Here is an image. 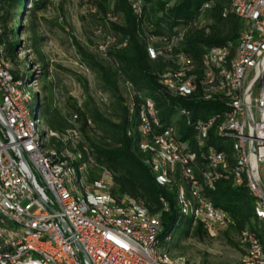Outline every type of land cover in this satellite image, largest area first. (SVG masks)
<instances>
[{"label":"trees","instance_id":"trees-1","mask_svg":"<svg viewBox=\"0 0 264 264\" xmlns=\"http://www.w3.org/2000/svg\"><path fill=\"white\" fill-rule=\"evenodd\" d=\"M87 1L101 16V24L108 33L106 35L113 41L102 53L105 63H99L92 56L82 54L86 63L85 70L89 69L100 82L105 99L101 100L104 109L101 111L89 102L82 107L71 104L69 113L64 115L52 103L54 94L51 88L47 100H41L37 92L33 94L37 97L34 112L43 116L48 131L62 134L75 130L79 133L80 141L75 150L82 152L84 177L86 176L88 185L96 182L100 175H108L112 179L110 196L117 200L126 198L134 201L150 215L159 217L162 228L160 246H170L168 241L174 227L183 222H187L189 227L184 238L191 230V235L201 241L208 234L199 224L193 226L189 218L180 214L176 202L178 186H159L147 163L150 156L139 150V145L144 141V137L137 134L136 130L139 125V111L147 101L151 102L157 112L158 121V126L150 123L151 134L160 133L173 125L177 127L181 141L192 143V132L186 124L185 113L190 112L192 122L202 120L217 111L219 104H201L191 97L171 98L160 85V79L168 69L174 70L178 67L173 57L180 52L188 58L192 66L191 73L199 80L205 52L212 48H228L230 57L233 56L244 24L230 12L232 0ZM47 4V0H0V13L8 20L15 21L9 42L3 38L4 34H0V45L7 62H14L17 38L20 35L17 31L22 17L26 19L29 15L44 10ZM134 4L138 5L136 13ZM24 13L30 14L23 15ZM34 29L35 24L31 21L29 30ZM169 40L172 41V46L175 44L170 57L163 54L151 59L148 49L165 53V41ZM37 46L38 43L34 40L32 47L39 55ZM12 74L23 85L33 78L31 73L19 76L16 70ZM46 76L47 73L44 72L43 79ZM130 131L132 133L128 136ZM209 145H215L213 138ZM226 156L227 178L218 181L214 191L208 192L207 197L213 207L222 212L223 217H228L226 229L237 234L239 241L242 232L247 231L264 242V229L254 213L255 200L245 185L233 186L234 159L228 149ZM198 158L193 166L202 168L205 161ZM241 246L244 256L245 246Z\"/></svg>","mask_w":264,"mask_h":264},{"label":"bare ground","instance_id":"bare-ground-1","mask_svg":"<svg viewBox=\"0 0 264 264\" xmlns=\"http://www.w3.org/2000/svg\"><path fill=\"white\" fill-rule=\"evenodd\" d=\"M230 12L241 20V16H244L246 12L245 0H232ZM165 42V53L148 49L151 59L163 54L170 57L174 49L171 45L172 41ZM241 50V37L231 57L228 48L207 50L202 57L203 70L199 80L191 73L190 62L180 64L179 61H175L178 65L176 69H168L161 77L160 85L171 98L189 99L191 97L204 103H217L220 107L206 118L194 122L191 121L190 112L185 113L186 124L190 126L192 132V143L181 141L177 127L173 125L160 133L153 134L155 138H164L167 135V141L171 146L186 147L188 156H182L181 162H175L174 170L173 159L169 157L168 150L160 141L148 137V133H151L150 123L158 124L157 112L153 104L147 101L139 111V125L136 130L137 134L144 137L139 150L150 156L147 163L159 186H178L176 202L179 212L189 218L193 226L197 225L201 218L203 200L206 201L210 214L214 217H223L222 212L213 207L207 193L214 191L218 181L227 178L226 149H228L234 159L233 186L245 185L248 193L255 200V217L264 229V195L259 193L258 186L251 184L252 176L247 169V160L242 145V129L233 127L240 120V110L235 106H221L242 103L244 100L245 81L244 76L241 75V65L238 60ZM3 51L0 45V75L6 77L8 88L20 102L24 103L27 131L33 152L37 159L50 162L51 171L55 172L59 185L66 190V197L70 199L73 209L77 210L79 218L92 219L96 222L98 231L117 234L118 237L130 240V243H137V236L142 235V231L160 229L148 243L151 263L186 264L182 258H172L168 252L159 251V236L162 229L158 216L150 215L145 208L134 201L126 198L117 200L110 196L109 191L112 187L110 176L102 174L92 184L95 186L86 183L82 154L78 151L70 153L66 149L68 143H74L79 139V133L75 130H68L57 134L42 126L41 118L32 108L35 86L32 85L31 90L28 86L30 83L23 85L14 78L13 70L9 68ZM131 133V131L128 132V136ZM211 138L215 141V145H209ZM52 141L60 143V149H50ZM198 157L205 161L202 168L193 166ZM108 203L116 207L104 208L102 206ZM13 231L19 240H30L35 237L36 242L45 249L24 247V243H16L12 235ZM240 236L241 244L245 246V255L236 264H264V242L259 241L254 234L247 231L242 232ZM42 263L79 264V260L77 255L63 247L58 239L49 235L47 228L34 225L33 222L27 221L21 215L12 213L5 209L4 205H0V264Z\"/></svg>","mask_w":264,"mask_h":264},{"label":"built area","instance_id":"built-area-1","mask_svg":"<svg viewBox=\"0 0 264 264\" xmlns=\"http://www.w3.org/2000/svg\"><path fill=\"white\" fill-rule=\"evenodd\" d=\"M245 5L246 12L241 16L244 24L240 36L242 50L238 56L245 81L244 100L242 103L221 106H235L240 110V120L233 127L242 129V145L247 169L252 176L251 184L258 186L259 193L264 195V0H245ZM137 7L134 4L135 13ZM104 47L105 44L102 50ZM173 61L180 64L190 62L180 52L176 53ZM148 137L160 141L168 150L169 157L173 159V170L175 162H181L182 156H188L186 147L171 146L167 135L155 138L148 133ZM187 173L189 177L188 169ZM0 205L34 225L47 228L49 235L77 255L79 264H86L83 255L90 264H152L148 243L160 229L142 231V235L137 236V243H130V240L117 234L98 231L92 219L79 218L77 210L73 209L70 199L66 197V190L59 185L55 172L51 171L50 162L41 161L34 154L27 131L24 103L11 92L6 77L1 75ZM102 206L116 207L109 203ZM228 223V217L210 214L203 200V212L197 224L207 234L214 235L216 230L226 229ZM12 235L16 243H24V247L45 249L36 242L35 237L19 240L14 231Z\"/></svg>","mask_w":264,"mask_h":264},{"label":"rangeland","instance_id":"rangeland-1","mask_svg":"<svg viewBox=\"0 0 264 264\" xmlns=\"http://www.w3.org/2000/svg\"><path fill=\"white\" fill-rule=\"evenodd\" d=\"M47 2L44 10L35 12L26 19L22 17L17 31L20 35L17 38L14 62H7L9 68L16 70L19 76L31 73L33 78L27 82L30 83L29 89L32 90L34 85L43 101L49 99V90L52 88V103L64 115L69 113L71 104L82 107L86 102L103 111L101 100L104 97L100 82L94 73L89 69L85 70L86 63L82 55L88 54L97 62L105 63L102 53L113 41L106 35L108 33L101 24V16L87 0ZM26 7L29 8L28 5ZM25 14L30 13L23 15ZM0 17L3 18L0 22V34H4L3 38L9 42L15 21L8 20L3 13H0ZM31 21L35 24L34 31L29 30ZM34 40L38 43L39 55L32 47ZM44 72L47 73L45 79L42 77ZM105 96L111 101L108 94ZM32 100L34 110L37 97L33 96ZM39 117L45 127V119L42 115ZM79 141L80 135L76 142L68 143L66 149L70 153L78 151L75 149ZM59 147L60 143L55 141L49 146L50 149H60ZM78 152L82 154L81 151ZM187 232V222L178 223L169 238L170 246L164 248L161 245L159 251L165 250L172 258H182L186 264H236L243 257L239 237L231 230H216L214 235L208 234L201 241L191 235V230L184 238Z\"/></svg>","mask_w":264,"mask_h":264},{"label":"water","instance_id":"water-1","mask_svg":"<svg viewBox=\"0 0 264 264\" xmlns=\"http://www.w3.org/2000/svg\"><path fill=\"white\" fill-rule=\"evenodd\" d=\"M83 258H84V261H85V263L86 264H90L89 262H88V259L83 255Z\"/></svg>","mask_w":264,"mask_h":264}]
</instances>
